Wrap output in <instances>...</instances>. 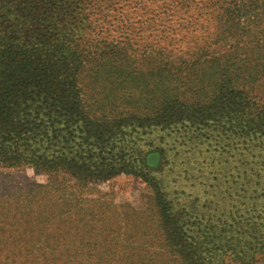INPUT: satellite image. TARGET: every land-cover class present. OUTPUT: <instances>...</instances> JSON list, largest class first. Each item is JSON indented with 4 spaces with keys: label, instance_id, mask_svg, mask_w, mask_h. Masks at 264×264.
I'll list each match as a JSON object with an SVG mask.
<instances>
[{
    "label": "rangeland",
    "instance_id": "1",
    "mask_svg": "<svg viewBox=\"0 0 264 264\" xmlns=\"http://www.w3.org/2000/svg\"><path fill=\"white\" fill-rule=\"evenodd\" d=\"M69 2L77 97L52 124L40 115L51 145L37 155L56 158L55 174L0 167V264H180L176 246L264 264L263 238L233 242L264 201V121L252 114L264 120V42L248 34L260 27L225 37L228 0ZM43 201L58 211L50 227L33 218Z\"/></svg>",
    "mask_w": 264,
    "mask_h": 264
},
{
    "label": "trees",
    "instance_id": "2",
    "mask_svg": "<svg viewBox=\"0 0 264 264\" xmlns=\"http://www.w3.org/2000/svg\"><path fill=\"white\" fill-rule=\"evenodd\" d=\"M228 2L230 13H225V37L236 32L242 34L244 27L254 23L260 27L259 30L257 33L248 31V34H257L264 42V0ZM72 5L69 0H0V167L30 166L35 173L48 177L57 172L56 158L46 159L37 155L42 144L45 148L51 145L50 134H47L44 124L46 121L40 115L52 124L59 106H66L72 98L77 97L74 72L78 65L75 61L83 51L74 49V52H69L70 41L65 38L71 30L65 31L67 27L64 24L73 18V12L71 15L67 11ZM66 18L69 19L65 21ZM239 20H243V24L238 23ZM258 71L263 72L264 65ZM226 76L230 83L232 78L229 74ZM221 98L217 88V107L223 112L225 103ZM234 106L238 113L244 109V105ZM163 108V101L154 107L156 111H162ZM252 114L256 115V121H264L260 113ZM155 155L147 156L143 164L154 168L156 164L150 159L155 158ZM261 197L264 200V195ZM54 205V202L49 201L35 203L31 210L37 215L33 218L50 227L58 215ZM263 210L264 201H254L250 205L246 214H250L249 218L254 221L245 223L244 227L239 226L240 235L245 237L233 238L235 244L242 243L250 249L253 244L248 240L249 236L252 235V240L264 239V232L257 229L264 221ZM234 217L237 216H229L227 221L223 219L220 223L225 225L228 221L233 222ZM231 224L228 223L226 229ZM218 238L224 246L228 244V237ZM175 251L174 254L180 257V264H210L182 246H176Z\"/></svg>",
    "mask_w": 264,
    "mask_h": 264
}]
</instances>
